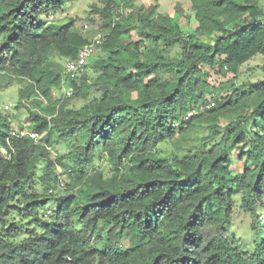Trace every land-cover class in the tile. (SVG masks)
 I'll list each match as a JSON object with an SVG mask.
<instances>
[{
  "label": "trees",
  "instance_id": "16d2710c",
  "mask_svg": "<svg viewBox=\"0 0 264 264\" xmlns=\"http://www.w3.org/2000/svg\"><path fill=\"white\" fill-rule=\"evenodd\" d=\"M69 1L0 0V89L22 85L40 135L9 142L0 112V264H264V76L240 81L264 56V0H191L188 31L157 5L98 0L105 39L77 78L60 60L90 40L49 19ZM198 128L200 146L161 154Z\"/></svg>",
  "mask_w": 264,
  "mask_h": 264
},
{
  "label": "rangeland",
  "instance_id": "374dc122",
  "mask_svg": "<svg viewBox=\"0 0 264 264\" xmlns=\"http://www.w3.org/2000/svg\"><path fill=\"white\" fill-rule=\"evenodd\" d=\"M97 1L98 0H70L65 4L64 10L62 12L51 15L49 19L57 22L58 24H62L74 18L78 21V27L75 29L82 32L86 37L89 38V40H92L96 35L102 34V32L99 31V25L101 23L100 18H97V23L92 24V20H89V17L87 16V13L91 10V5L97 3ZM136 3L138 5L144 6L146 10H150L157 5L160 12H167L171 15H175L185 31H188L189 27L195 26V22L193 20V12L191 10V0H137ZM187 15H191V22H188ZM57 59L60 60L61 58L57 57ZM60 61L62 67H64V59ZM263 64V55H257L249 60L241 68L242 76L240 78V81L256 82L261 79L264 76V72L262 69ZM231 77L232 75L230 73L228 75L226 74V76H222L219 73L211 70L209 80L213 83H217L226 81ZM66 85L68 86L69 84L66 83ZM21 86L22 85L20 83L14 82L13 85L0 89V112L12 119L13 128L30 127L29 125L31 123L28 109L25 107L18 109L16 107L17 102L20 98L19 92ZM54 96L57 99H63L65 96L64 89L62 88L60 90H54ZM7 105H11V107L9 109H6L5 107ZM77 105H79V103H77ZM208 135L209 130L203 128H198L190 134L180 133L173 140L163 142L159 146V149L161 154L163 155L171 154L173 152L183 154L200 146L202 140ZM208 141L209 139H206L207 143ZM60 150L61 147L55 148L53 150V154H56ZM97 165L98 168L105 170L106 176L111 175L110 167L105 157L98 156ZM260 219H263V214H260ZM247 227L248 221H245V223L241 224L240 220L236 219L234 220V226L231 228V232L242 240H246L244 232L247 231Z\"/></svg>",
  "mask_w": 264,
  "mask_h": 264
},
{
  "label": "built area",
  "instance_id": "2783aa9c",
  "mask_svg": "<svg viewBox=\"0 0 264 264\" xmlns=\"http://www.w3.org/2000/svg\"><path fill=\"white\" fill-rule=\"evenodd\" d=\"M105 39V36L102 34L97 35L94 40L90 43L86 44L84 47L81 48L77 58L73 60H69L65 64V72L71 77L81 76L85 73L86 70V63L89 58L94 54L98 45L102 44ZM68 94H71V89L68 91ZM214 105V102L210 104V106ZM7 108L9 106H6ZM31 137L34 139H39V134L32 131L31 129L25 128H15L12 130L10 137L8 138L9 142L13 137ZM10 145V143H8ZM1 151L6 155V157H11L12 153L9 152L6 146H1Z\"/></svg>",
  "mask_w": 264,
  "mask_h": 264
},
{
  "label": "clouds",
  "instance_id": "9594fccd",
  "mask_svg": "<svg viewBox=\"0 0 264 264\" xmlns=\"http://www.w3.org/2000/svg\"><path fill=\"white\" fill-rule=\"evenodd\" d=\"M98 35H99V34H98ZM102 35L104 36L103 33H102ZM96 36H97V35H96ZM96 36H95V37H96ZM95 37H94V38H95ZM94 38H93L92 40H94ZM92 40H90V42H91ZM90 42H89V43H90ZM103 42H104V41H103ZM100 45H101V44H100ZM100 45L97 46V49H98V47H99ZM79 52H80V51H79ZM78 54H79V53H78ZM92 56H93V55H92ZM92 56L89 58V60L92 58ZM76 58H77V57H76ZM74 59H75V58H74ZM69 60H73V59H69ZM69 60H65V63H64V70H63V71H64L65 75L68 76L69 78H77V77H80V76H77V77H71V76H69V75L65 72V64H66V62L69 61ZM89 60H88V61H89ZM88 61H87V63H88ZM87 63H86V70H85V73H86V71H87ZM85 73H84V74H85ZM82 75H83V74H82ZM82 75H81V76H82ZM68 84H69V83H68ZM63 89H64V92H65V95H66V96H70V95L72 94V92H73V88H72V86H70V84L67 86L66 83H64V85H63ZM70 89H71V94L69 95V94H68V91H69ZM7 106L10 107V105H7ZM9 107H8V108H9ZM5 108L8 109L7 107H5ZM18 128H25V127H18ZM27 128L30 129V127H27ZM13 129H15V128H13ZM31 130H32V129H31ZM11 132H12V131H11ZM34 132H35V131H34ZM36 133H37V132H36ZM39 136H40V135H39Z\"/></svg>",
  "mask_w": 264,
  "mask_h": 264
}]
</instances>
